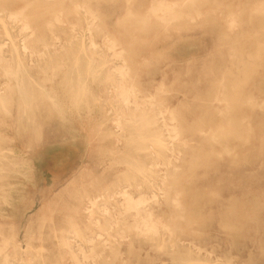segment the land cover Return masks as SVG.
Instances as JSON below:
<instances>
[{"label":"rangeland","instance_id":"374dc122","mask_svg":"<svg viewBox=\"0 0 264 264\" xmlns=\"http://www.w3.org/2000/svg\"><path fill=\"white\" fill-rule=\"evenodd\" d=\"M185 1L0 0V264H264V0Z\"/></svg>","mask_w":264,"mask_h":264},{"label":"bare ground","instance_id":"6f19581e","mask_svg":"<svg viewBox=\"0 0 264 264\" xmlns=\"http://www.w3.org/2000/svg\"><path fill=\"white\" fill-rule=\"evenodd\" d=\"M183 1V0H182ZM185 2H192V0H186ZM181 3V2H180ZM182 5V4H181ZM158 6H160L161 8L162 7H166V9H168V7H169V5L168 4H164L163 3V1H161V2H159V4H158ZM155 10H157V7L155 8V5L153 6V8H152V12H154ZM161 12V11H160ZM173 16V15H172ZM222 86V85H221ZM220 86V87H221ZM222 90H221V92L223 91V89H224V86H222V88H221ZM219 92V91H218ZM224 92V91H223ZM220 93V92H219ZM125 94V93H124ZM122 97V96H121ZM126 99V98H125ZM215 101H217L218 103H220L221 101H222V99L221 98H215L214 99ZM125 102V101H124ZM128 102V101H127ZM126 104V103H125ZM131 104H132V102H131ZM128 105V104H127ZM127 105H125V106H127ZM224 111H226L225 109H224ZM222 113H223V111H221ZM223 114H225V113H223ZM170 128V127H169ZM173 152V151H172ZM124 195H126V194H124ZM139 198V197H138ZM137 198V199H138ZM126 202H127V204L129 205V207H135V208H137L138 206H140V204L142 203V199H139V200H134L133 198H131L130 196H128L127 198H126ZM137 214V213H136ZM149 215H151V214H149ZM148 215V216H149ZM152 216V215H151ZM133 224V223H132ZM137 227V226H136ZM150 227V226H149ZM143 228H144V226H143ZM150 229H152V228H150ZM153 230V229H152ZM148 231V230H147ZM145 232V231H144ZM117 254H118V252H116Z\"/></svg>","mask_w":264,"mask_h":264}]
</instances>
